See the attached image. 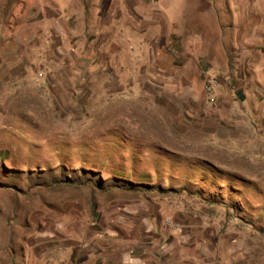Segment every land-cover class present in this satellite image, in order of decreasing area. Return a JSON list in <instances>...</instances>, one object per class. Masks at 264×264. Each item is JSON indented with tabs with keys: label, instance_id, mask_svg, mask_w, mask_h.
Masks as SVG:
<instances>
[{
	"label": "rangeland",
	"instance_id": "374dc122",
	"mask_svg": "<svg viewBox=\"0 0 264 264\" xmlns=\"http://www.w3.org/2000/svg\"><path fill=\"white\" fill-rule=\"evenodd\" d=\"M47 1L0 0V264H264V0H126L207 9L171 35L223 41L192 90L156 77L145 23L103 25L115 1L87 31Z\"/></svg>",
	"mask_w": 264,
	"mask_h": 264
},
{
	"label": "crops",
	"instance_id": "0c3cea01",
	"mask_svg": "<svg viewBox=\"0 0 264 264\" xmlns=\"http://www.w3.org/2000/svg\"><path fill=\"white\" fill-rule=\"evenodd\" d=\"M70 1L73 2L72 5ZM109 1H115L116 5L112 7L118 10L119 15L109 16L103 22L106 28L108 27L113 31L116 28L125 30L128 27L129 20V24L133 25V29L138 30L141 27L138 25L145 23L152 30L151 33L145 32L143 35L135 32L133 38L135 44L140 46L142 52L145 47L152 48V58L155 61L157 60V62H161L162 65L157 64V68L154 70L156 71L157 78L169 77L174 79L176 88H188L192 90L196 89L201 83V76L206 65L212 66L216 70L221 69L222 71L226 67V65H222V63H226L227 58L221 37L215 40L214 43H211L208 33H203V37L198 39V32L196 33L195 31L193 35H191L192 33H188L191 37L189 41L181 43V40H177L172 43L173 39H171V35H174L176 38L179 37V24L181 22L193 19V21L198 20L195 26L199 28L207 27L208 12L205 7H193L189 10L191 11V17H185L189 12L184 9L181 12L184 16L179 18L178 11L176 10L171 16H168L166 12L161 11L158 7L150 6L141 9L138 7V4L133 7H128L126 0ZM55 2H46L48 5L42 9V20L48 23L62 20L71 26V31L74 30L75 24H84L83 29L87 31L90 26L101 23V14L105 10L99 5V0L93 7H87L84 4V0H55ZM50 11H54L55 15H50ZM130 15L131 18H128ZM160 17L163 18L162 23L159 20ZM164 26H167V42L158 45V49H153L156 48V45L152 42L160 38ZM189 29L194 30L196 28L190 26ZM80 37L84 39V35ZM153 67L152 70L154 69Z\"/></svg>",
	"mask_w": 264,
	"mask_h": 264
},
{
	"label": "built area",
	"instance_id": "2783aa9c",
	"mask_svg": "<svg viewBox=\"0 0 264 264\" xmlns=\"http://www.w3.org/2000/svg\"><path fill=\"white\" fill-rule=\"evenodd\" d=\"M217 86H218L217 78L213 75H210L203 84V89L205 91V94L207 96H211L213 91L217 88Z\"/></svg>",
	"mask_w": 264,
	"mask_h": 264
}]
</instances>
